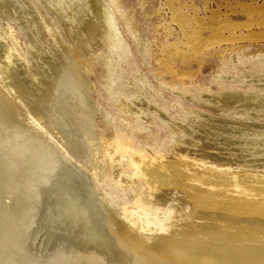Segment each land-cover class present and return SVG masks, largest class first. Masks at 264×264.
Listing matches in <instances>:
<instances>
[{
	"label": "bare ground",
	"instance_id": "6f19581e",
	"mask_svg": "<svg viewBox=\"0 0 264 264\" xmlns=\"http://www.w3.org/2000/svg\"><path fill=\"white\" fill-rule=\"evenodd\" d=\"M107 1L114 0L93 1L87 31L63 50L56 70L49 65L42 74L27 72L30 53L0 28V264H264V188L173 157L147 161L113 134L111 113L87 76L98 72L113 84V53H127ZM171 5L190 38L197 18ZM97 40L102 49L91 53L86 44ZM109 165L146 185L128 187L133 208L124 186L106 188ZM127 208L143 217L147 232L129 222Z\"/></svg>",
	"mask_w": 264,
	"mask_h": 264
},
{
	"label": "rangeland",
	"instance_id": "374dc122",
	"mask_svg": "<svg viewBox=\"0 0 264 264\" xmlns=\"http://www.w3.org/2000/svg\"><path fill=\"white\" fill-rule=\"evenodd\" d=\"M93 1L0 0V28L16 33L18 49L30 53L32 68L27 70L19 63V70L42 74L49 65L56 70L63 50L77 42L74 39L81 31H87ZM107 2L127 53H113L114 85L107 81L113 88L98 78V72L87 76L102 96L95 95L111 113L112 132L119 142L147 161L173 157L192 163L193 169L226 172L229 179L238 176L243 184L264 188V0H171L200 20L193 19L188 25L187 30L194 32L190 38L174 20L170 0ZM93 42L86 44L89 51L99 53V40L96 47ZM101 111L106 138L107 119ZM117 154L124 157L118 150ZM117 165H109L106 171V188L119 193L124 186L133 208L136 193L128 187L146 190V185L132 183L139 175L133 171L128 178L122 176L124 180ZM178 197L188 200L185 194ZM129 211L127 208L129 222L139 232H147L143 217ZM149 228L156 230L153 225Z\"/></svg>",
	"mask_w": 264,
	"mask_h": 264
}]
</instances>
